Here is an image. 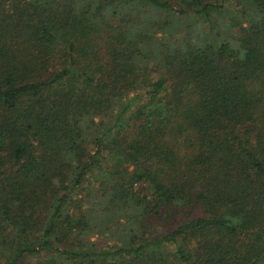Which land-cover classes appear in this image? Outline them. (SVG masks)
Returning <instances> with one entry per match:
<instances>
[{
	"label": "trees",
	"instance_id": "trees-1",
	"mask_svg": "<svg viewBox=\"0 0 264 264\" xmlns=\"http://www.w3.org/2000/svg\"><path fill=\"white\" fill-rule=\"evenodd\" d=\"M0 264H264V0H0Z\"/></svg>",
	"mask_w": 264,
	"mask_h": 264
}]
</instances>
